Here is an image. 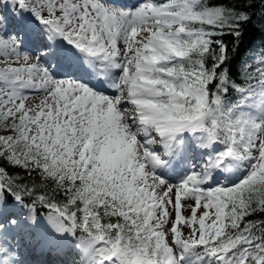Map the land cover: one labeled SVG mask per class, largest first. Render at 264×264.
I'll return each mask as SVG.
<instances>
[{
    "label": "snow or ice",
    "instance_id": "1",
    "mask_svg": "<svg viewBox=\"0 0 264 264\" xmlns=\"http://www.w3.org/2000/svg\"><path fill=\"white\" fill-rule=\"evenodd\" d=\"M254 3L0 0V264H264Z\"/></svg>",
    "mask_w": 264,
    "mask_h": 264
},
{
    "label": "trees",
    "instance_id": "2",
    "mask_svg": "<svg viewBox=\"0 0 264 264\" xmlns=\"http://www.w3.org/2000/svg\"><path fill=\"white\" fill-rule=\"evenodd\" d=\"M251 7L254 9L253 17L250 23L246 25V33L242 40L244 47L237 50L235 57L237 64L239 57L243 55L246 47L255 45V41L264 37V13L261 12L262 5L260 4V0H255V3Z\"/></svg>",
    "mask_w": 264,
    "mask_h": 264
},
{
    "label": "rangeland",
    "instance_id": "3",
    "mask_svg": "<svg viewBox=\"0 0 264 264\" xmlns=\"http://www.w3.org/2000/svg\"><path fill=\"white\" fill-rule=\"evenodd\" d=\"M100 78H103V77H100ZM234 163H235V165H238V166H240V167H243V165L245 164V163H247V162H245V161H239V160H237V159H235L234 158ZM62 240L64 239V238H61Z\"/></svg>",
    "mask_w": 264,
    "mask_h": 264
}]
</instances>
